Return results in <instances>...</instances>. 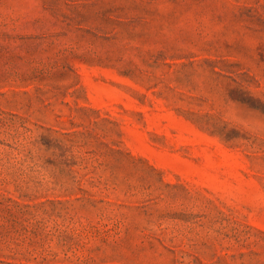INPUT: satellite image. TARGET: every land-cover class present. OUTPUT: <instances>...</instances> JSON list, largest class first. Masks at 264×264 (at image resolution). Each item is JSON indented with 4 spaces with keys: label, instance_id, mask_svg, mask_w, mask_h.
<instances>
[{
    "label": "rangeland",
    "instance_id": "374dc122",
    "mask_svg": "<svg viewBox=\"0 0 264 264\" xmlns=\"http://www.w3.org/2000/svg\"><path fill=\"white\" fill-rule=\"evenodd\" d=\"M0 264H264V0H0Z\"/></svg>",
    "mask_w": 264,
    "mask_h": 264
}]
</instances>
